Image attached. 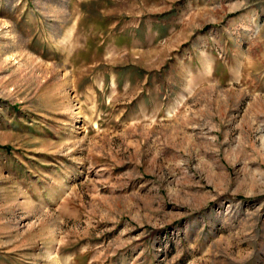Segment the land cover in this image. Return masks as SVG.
Instances as JSON below:
<instances>
[{"label": "rangeland", "instance_id": "rangeland-1", "mask_svg": "<svg viewBox=\"0 0 264 264\" xmlns=\"http://www.w3.org/2000/svg\"><path fill=\"white\" fill-rule=\"evenodd\" d=\"M0 264H264V0H0Z\"/></svg>", "mask_w": 264, "mask_h": 264}]
</instances>
